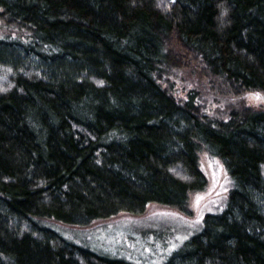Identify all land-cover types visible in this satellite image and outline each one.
I'll list each match as a JSON object with an SVG mask.
<instances>
[{"label":"trees","instance_id":"obj_1","mask_svg":"<svg viewBox=\"0 0 264 264\" xmlns=\"http://www.w3.org/2000/svg\"><path fill=\"white\" fill-rule=\"evenodd\" d=\"M0 14V264H135L55 225L184 209L207 184L202 151L228 173L226 208L161 264H264V111L211 116L163 87L183 57L264 93V0H0Z\"/></svg>","mask_w":264,"mask_h":264},{"label":"rangeland","instance_id":"obj_2","mask_svg":"<svg viewBox=\"0 0 264 264\" xmlns=\"http://www.w3.org/2000/svg\"><path fill=\"white\" fill-rule=\"evenodd\" d=\"M6 31L0 19V35ZM178 60L184 63L183 69L177 76L163 80V87L176 98L195 92L205 112L216 117L241 110L264 111L263 92L244 90L234 94L195 60L183 57ZM199 162L207 184L202 191L190 194L184 209L151 204L142 215L120 214L81 228L57 223L55 228L65 239L97 254L124 258L135 264H161L202 230L207 215L220 214L226 208L231 184L223 162L205 151L199 154Z\"/></svg>","mask_w":264,"mask_h":264}]
</instances>
